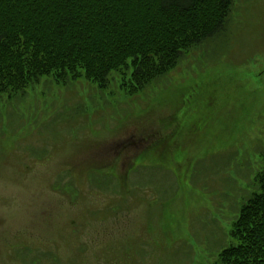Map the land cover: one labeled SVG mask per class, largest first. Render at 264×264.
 Instances as JSON below:
<instances>
[{
  "label": "rangeland",
  "instance_id": "rangeland-1",
  "mask_svg": "<svg viewBox=\"0 0 264 264\" xmlns=\"http://www.w3.org/2000/svg\"><path fill=\"white\" fill-rule=\"evenodd\" d=\"M21 98L0 109V264H212L264 159V0L143 95Z\"/></svg>",
  "mask_w": 264,
  "mask_h": 264
},
{
  "label": "trees",
  "instance_id": "trees-1",
  "mask_svg": "<svg viewBox=\"0 0 264 264\" xmlns=\"http://www.w3.org/2000/svg\"><path fill=\"white\" fill-rule=\"evenodd\" d=\"M234 2L0 0V109L46 78L87 80L101 92L115 80L125 95H143L186 54L226 33ZM253 179L233 241L212 264H264V159Z\"/></svg>",
  "mask_w": 264,
  "mask_h": 264
},
{
  "label": "crops",
  "instance_id": "crops-1",
  "mask_svg": "<svg viewBox=\"0 0 264 264\" xmlns=\"http://www.w3.org/2000/svg\"><path fill=\"white\" fill-rule=\"evenodd\" d=\"M138 160V159H137ZM132 156H128V176L135 170V166L137 165V161Z\"/></svg>",
  "mask_w": 264,
  "mask_h": 264
}]
</instances>
